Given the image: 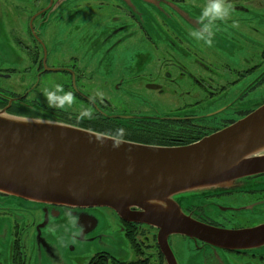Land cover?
Masks as SVG:
<instances>
[{
    "label": "flooded vegetation",
    "instance_id": "af4514ba",
    "mask_svg": "<svg viewBox=\"0 0 264 264\" xmlns=\"http://www.w3.org/2000/svg\"><path fill=\"white\" fill-rule=\"evenodd\" d=\"M48 1L44 6L35 10V16L45 15ZM165 1L173 6L183 5L184 7L186 3H189L184 13L181 9L165 7L168 15L173 18V22L159 24V29L154 33V39L146 36V43L150 46L154 44L158 56L155 67L148 73L149 78L143 79L146 81V89L158 94L170 95L171 92V95H175L178 102L174 106L164 112H153L152 114L129 112L124 116L109 115L105 109V114L101 115L102 111L99 112L96 108H104L107 102L103 100L99 103L95 96L88 93V89L86 91L79 85L81 89L76 88L77 90L72 89V91L70 89L68 92L82 99L85 104L82 106L78 104L77 107L82 110L87 109L89 115L54 107H43L41 111L51 112L54 117L64 118L70 122L77 118L88 120L90 123L94 118L101 119L108 116L113 120L130 122L128 126L139 121L152 123L163 142L180 146L195 143L229 127L263 105L264 96L254 101L248 95L256 86H264V0H229L231 12L251 10L255 16L260 17H257L258 20L253 24L249 21L247 22L249 24H239L251 31L250 34L244 35L242 40L239 39L240 31L227 27L229 22L237 26V19H227L223 23L217 22L212 36L223 41L224 36L229 34L232 42H228L225 47L223 44H206L203 40H196L190 35L191 30L199 29L201 25L199 14L202 6L194 7L193 5L200 3L204 6L209 0ZM129 11L124 10L123 12L133 20L134 17ZM134 22L138 27L141 25L138 19ZM123 27H119L114 32ZM224 28L229 31L225 32ZM232 39L236 40L238 45ZM257 39H263V42L259 43ZM212 42L218 43L219 40H212ZM19 44L26 65L22 70L16 68L18 66L0 68V78L18 75L22 79L37 80L46 74H51L63 75L66 86L72 87V79H74L75 86H78L77 82L79 84L86 82L89 86L94 85V78L87 71L88 63L76 60L57 61L55 57L49 60L43 53L46 47L44 41L34 36ZM208 48L211 49L209 56L206 55ZM245 50L246 53H243ZM240 52L244 55L243 58H240ZM139 74L136 72L135 78L142 80ZM249 79L255 80L253 82L251 80L248 84L245 83V80ZM240 82V88H238L237 85ZM122 83L121 79L114 86L118 88ZM30 88L26 89L22 95H9L8 97L12 99L3 109L7 110L12 104L32 102L27 99L31 93ZM229 89L236 91L233 94L235 97L226 103L221 102L225 95L232 93L228 91ZM79 91H81L80 94ZM110 137L131 141L115 136ZM262 178H264V171L244 177L227 189L198 197L200 199L197 201H201L202 204H195L196 200L193 201V199L186 204L184 213L200 223L227 230H243L262 225L264 224ZM98 210L101 213L104 210L106 214L107 210L114 213L106 207L65 208L30 202L0 193V217H13L10 223L11 241L8 254L2 258L0 264H30L29 247L31 243L44 247L48 254L52 255L42 236L61 227L69 232L72 229L71 237L74 241L83 242L82 244L85 245L91 244L90 242L96 237L93 236L95 235L93 231L97 228L107 230V219L97 218ZM66 215L70 217L68 220L65 218ZM118 220L119 229L131 247V256L121 258L103 248L90 251L85 249L78 255L76 264H168L160 248L158 228L143 223L125 222L119 218ZM169 237L167 244L170 248ZM193 240L198 249L206 245L197 239ZM220 250L231 264L234 262L264 264V249H259V247L239 251ZM170 251H172L171 248Z\"/></svg>",
    "mask_w": 264,
    "mask_h": 264
},
{
    "label": "water",
    "instance_id": "95a60500",
    "mask_svg": "<svg viewBox=\"0 0 264 264\" xmlns=\"http://www.w3.org/2000/svg\"><path fill=\"white\" fill-rule=\"evenodd\" d=\"M16 117L69 130L39 132L0 120V193L65 208L106 207L122 221L154 226L168 264H176L167 244L175 234L229 251L264 245V224L243 230L212 227L190 218L186 205L182 211L171 199L192 190L197 192L191 198L212 194L264 171V104L233 125L180 146Z\"/></svg>",
    "mask_w": 264,
    "mask_h": 264
},
{
    "label": "rangeland",
    "instance_id": "374dc122",
    "mask_svg": "<svg viewBox=\"0 0 264 264\" xmlns=\"http://www.w3.org/2000/svg\"><path fill=\"white\" fill-rule=\"evenodd\" d=\"M46 1L0 0V68L18 66L16 68L22 70L26 60L19 42L27 41L34 36L44 41L46 47L43 53L49 60L55 57L57 61L76 60L88 63L87 71L93 76L94 85L77 82L78 86H75L72 79V87L66 86L63 75L46 74L37 80L22 79L18 75H12L9 78H0L2 95H22L31 87V93L27 99L32 102L22 103L31 113V110L41 111L43 107H54L89 115L87 109L82 110L77 107L78 104L81 106L85 104L82 99L73 94L74 97H72L68 92L70 89L71 91L77 90L76 88L81 89V86L86 91L88 89V93L95 96L99 103L103 100L107 102L104 108H96L97 111H102L101 115L105 114V109L112 116H124L129 112L145 114L164 112L178 102L177 97L171 95V92L170 95L158 94L145 88L146 81L143 78H149L148 73L155 67L158 56L154 44L150 46L146 43V36L154 39V33L159 29V24L173 22V18L168 15L165 7L181 9L184 13L189 2L184 7L183 5L173 6L165 0H90L89 2L87 0H49L45 15L35 16V10L44 6ZM193 6L203 7L200 3H195ZM124 10H130L134 19H129L124 14ZM257 17L260 16H255L251 10L231 12L228 19H237V26L229 22L227 27L240 31L239 39L242 40L244 35L250 34L251 31L239 24H249L248 21L253 24L258 20ZM136 19L140 21L139 27L135 25ZM122 26H124L122 29L114 32ZM224 31L229 30L224 28ZM211 39L219 40L218 43L211 44H223L224 47L228 42H232L229 34L224 36L223 41L214 36ZM232 40L238 45L236 40ZM256 41L262 43L263 39ZM243 53H246V50ZM210 54L211 49L208 48L206 55ZM239 56L244 57L242 52ZM136 72L140 73L142 80L135 78ZM121 79L123 83L116 88L115 83ZM251 80H245V83L248 84ZM125 81L128 82L125 83ZM57 84L63 86L62 92L55 96L50 95L51 92L56 91ZM240 84L241 82L237 85L238 88ZM230 89L228 91L232 93L225 95L221 102L226 103L235 97L233 94L236 91ZM248 96L258 101L260 96H264V86H256ZM261 181L264 183V178ZM196 192L197 190L177 193L172 195L171 199L183 211V205L190 203L193 199V201L196 200L195 204H202L201 201H197L200 198H191ZM97 213V218L107 219V230L97 228L93 231L95 234L93 236H96L93 243L85 245L82 244L83 242L74 241L71 237L72 229L69 232L61 227L42 236L52 255H49L44 247L30 244V264H76L78 255L85 249L90 251L103 248L115 256L130 257L132 250L119 229L120 224L116 215L110 210H107V214L104 210L102 213L98 210ZM6 217H0V262L8 254L11 241L10 223L13 217ZM65 218L68 220L70 217L66 215ZM169 241L176 264H231L219 248L204 245L198 249L193 239L176 234L171 235ZM259 249H264V245ZM234 264L237 263L234 262Z\"/></svg>",
    "mask_w": 264,
    "mask_h": 264
},
{
    "label": "trees",
    "instance_id": "16d2710c",
    "mask_svg": "<svg viewBox=\"0 0 264 264\" xmlns=\"http://www.w3.org/2000/svg\"><path fill=\"white\" fill-rule=\"evenodd\" d=\"M8 96L9 95L5 96L0 94V109H3L8 105ZM31 111L32 113L29 112L26 107L19 103L12 104L6 110L8 114L15 116L29 118L35 117L46 120H58L61 123L81 128L84 130L100 133L107 136H115L144 144L174 146V144H166L161 140V135L157 133V130L152 123L139 121L132 123V126H128L130 122L126 123L122 120H113L108 116L101 119L94 118L93 121H90V123H88V120H79L77 118H75L73 122H70L64 118L58 119L54 117L53 113L51 112H42L34 110ZM118 129H122L123 131H118Z\"/></svg>",
    "mask_w": 264,
    "mask_h": 264
},
{
    "label": "clouds",
    "instance_id": "9594fccd",
    "mask_svg": "<svg viewBox=\"0 0 264 264\" xmlns=\"http://www.w3.org/2000/svg\"><path fill=\"white\" fill-rule=\"evenodd\" d=\"M231 11L232 9L229 0H209V2L206 3L200 10V28L191 30L190 35L196 40H203L204 43L211 44V37L217 27V22L227 20L231 15ZM55 87L56 91L50 93L52 96L62 92L63 89V86L59 84H57ZM63 94L68 95V93ZM118 131L123 130L118 129Z\"/></svg>",
    "mask_w": 264,
    "mask_h": 264
},
{
    "label": "bare ground",
    "instance_id": "6f19581e",
    "mask_svg": "<svg viewBox=\"0 0 264 264\" xmlns=\"http://www.w3.org/2000/svg\"><path fill=\"white\" fill-rule=\"evenodd\" d=\"M0 120L5 122H10L14 125H17L25 129L28 128L30 130H36L39 132L61 133L69 130V129L68 130L61 129V127L52 125L50 123L33 121L31 119L20 118L4 113H0Z\"/></svg>",
    "mask_w": 264,
    "mask_h": 264
}]
</instances>
